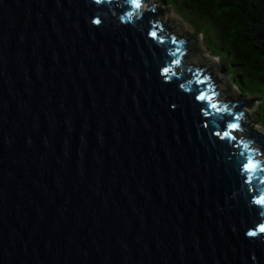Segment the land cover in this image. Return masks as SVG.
<instances>
[{"label": "water", "instance_id": "obj_1", "mask_svg": "<svg viewBox=\"0 0 264 264\" xmlns=\"http://www.w3.org/2000/svg\"><path fill=\"white\" fill-rule=\"evenodd\" d=\"M142 1L0 0V264H264V131Z\"/></svg>", "mask_w": 264, "mask_h": 264}, {"label": "trees", "instance_id": "obj_2", "mask_svg": "<svg viewBox=\"0 0 264 264\" xmlns=\"http://www.w3.org/2000/svg\"><path fill=\"white\" fill-rule=\"evenodd\" d=\"M178 6V18L187 25L192 17L206 26L212 24L218 48L207 45L212 39L204 32L203 44L217 58L225 77H230L240 96H264V0H162ZM171 7V6H170ZM172 8V7H171ZM188 16L189 22L185 20ZM189 30V28H188ZM256 122L264 127V100L258 103Z\"/></svg>", "mask_w": 264, "mask_h": 264}, {"label": "rangeland", "instance_id": "obj_3", "mask_svg": "<svg viewBox=\"0 0 264 264\" xmlns=\"http://www.w3.org/2000/svg\"><path fill=\"white\" fill-rule=\"evenodd\" d=\"M157 3L159 4V6H161L163 9H165L166 11H168L169 13H171L173 16H175L185 27V29L187 30L188 34L190 35L191 38V44H190V48L188 51V57H189V62L190 63H204L210 67H212L213 69L216 70V72L218 73V75L220 76V78L226 83V85L236 94L241 95L240 92L238 91L237 88H235L234 84L232 83V81L230 80L229 77H225L223 74V69L221 67V64L219 62V60L213 56L210 55V53L208 52L209 50L205 48L203 41H202V37L201 35L197 34V32L201 31L204 32L207 36H209L212 41L207 45L209 48L211 49H216L218 48V44H217V37H214L213 34L215 32V30L213 29L212 24H208V22H206V26L202 25V22L197 19H194L192 17L191 20H194L193 23L189 22V17L186 15H184L186 22L188 21L189 23L186 25L181 19L180 17L178 18L179 15H177L176 13H182L180 12L178 6H176L175 4L173 5H166L165 3L162 2V0H157ZM172 8H171V7ZM189 28V30H188ZM217 39V40H216ZM259 96L258 98H261L262 100H260L259 102H262L264 100V96L261 95V92H258ZM242 97V96H241ZM244 99H246L248 101V103L251 106V116L253 118V120L255 121V123L264 131V127L256 122L257 119L255 117V112L258 106V100L253 97V96H248L246 95V97H244Z\"/></svg>", "mask_w": 264, "mask_h": 264}, {"label": "snow or ice", "instance_id": "obj_4", "mask_svg": "<svg viewBox=\"0 0 264 264\" xmlns=\"http://www.w3.org/2000/svg\"><path fill=\"white\" fill-rule=\"evenodd\" d=\"M101 2L102 0H96V3ZM133 3L137 8L141 6V0H133ZM151 35L154 38L157 36L155 32L151 33ZM197 98L208 104L210 108L219 111L218 106L212 103L211 99L206 97L203 93ZM227 127L229 130L223 132V138L231 140L237 139V137L232 133L237 130L238 125L230 123ZM216 134L218 136L221 135L220 132H217ZM241 170L244 174V182L249 185L250 190L253 192H259V195L254 197V203L260 207H264V192H261L258 187L259 184H264V165H260L255 161L248 160L241 165ZM261 232H264V225H261Z\"/></svg>", "mask_w": 264, "mask_h": 264}, {"label": "clouds", "instance_id": "obj_5", "mask_svg": "<svg viewBox=\"0 0 264 264\" xmlns=\"http://www.w3.org/2000/svg\"><path fill=\"white\" fill-rule=\"evenodd\" d=\"M156 2H157V0H156ZM229 77V76H228ZM230 78V77H229ZM230 80H231V78H230ZM232 81V80H231ZM233 82V81H232ZM233 84H234V82H233ZM234 86H235V84H234ZM235 88H236V86H235ZM239 91V90H238ZM240 92V91H239ZM259 102V101H258Z\"/></svg>", "mask_w": 264, "mask_h": 264}, {"label": "bare ground", "instance_id": "obj_6", "mask_svg": "<svg viewBox=\"0 0 264 264\" xmlns=\"http://www.w3.org/2000/svg\"><path fill=\"white\" fill-rule=\"evenodd\" d=\"M192 64V63H191Z\"/></svg>", "mask_w": 264, "mask_h": 264}]
</instances>
